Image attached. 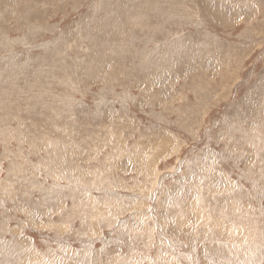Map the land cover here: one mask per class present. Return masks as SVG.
<instances>
[{
  "label": "rangeland",
  "instance_id": "obj_1",
  "mask_svg": "<svg viewBox=\"0 0 264 264\" xmlns=\"http://www.w3.org/2000/svg\"><path fill=\"white\" fill-rule=\"evenodd\" d=\"M0 264H264V0H0Z\"/></svg>",
  "mask_w": 264,
  "mask_h": 264
}]
</instances>
